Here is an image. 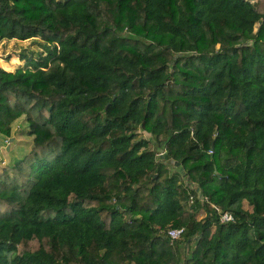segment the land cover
<instances>
[{"label":"trees","instance_id":"obj_1","mask_svg":"<svg viewBox=\"0 0 264 264\" xmlns=\"http://www.w3.org/2000/svg\"><path fill=\"white\" fill-rule=\"evenodd\" d=\"M0 38L47 50L0 67V264H264V0H0Z\"/></svg>","mask_w":264,"mask_h":264},{"label":"rangeland","instance_id":"obj_2","mask_svg":"<svg viewBox=\"0 0 264 264\" xmlns=\"http://www.w3.org/2000/svg\"><path fill=\"white\" fill-rule=\"evenodd\" d=\"M46 53L45 43L38 38H0V67L5 70L42 68V66L37 65V59H40L42 55L45 56ZM21 54L33 59V62H28L25 58H21ZM140 133L143 137H150L146 132ZM9 137L4 138L0 134V170L3 165L12 164L15 159L21 157L30 147L31 136L27 133V124L22 116L11 123ZM149 146H151V142ZM166 164L168 168L179 170L182 173L181 168L175 161L167 160ZM185 182L188 183L186 179ZM245 207L249 208L246 205ZM203 214V210H200L197 212L196 217H201Z\"/></svg>","mask_w":264,"mask_h":264},{"label":"built area","instance_id":"obj_3","mask_svg":"<svg viewBox=\"0 0 264 264\" xmlns=\"http://www.w3.org/2000/svg\"><path fill=\"white\" fill-rule=\"evenodd\" d=\"M203 199H206V198L204 197ZM210 205L213 207V209L218 214L219 221L222 222V221H228L232 219V215L229 212L220 210L219 207L214 205L213 203H211ZM181 232H182V227H173V228H168L166 230V234L168 235L170 239H175L179 237Z\"/></svg>","mask_w":264,"mask_h":264},{"label":"water","instance_id":"obj_4","mask_svg":"<svg viewBox=\"0 0 264 264\" xmlns=\"http://www.w3.org/2000/svg\"><path fill=\"white\" fill-rule=\"evenodd\" d=\"M9 138H11V137H9Z\"/></svg>","mask_w":264,"mask_h":264}]
</instances>
